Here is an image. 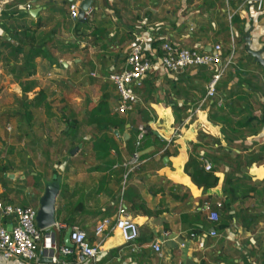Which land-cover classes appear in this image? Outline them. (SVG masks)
Returning <instances> with one entry per match:
<instances>
[{"label": "crops", "instance_id": "0c3cea01", "mask_svg": "<svg viewBox=\"0 0 264 264\" xmlns=\"http://www.w3.org/2000/svg\"><path fill=\"white\" fill-rule=\"evenodd\" d=\"M72 1L0 0V162L9 167L0 173V201L39 209L46 186L58 176L57 224L46 233L61 247L69 228L79 227L101 249L95 261L84 263L57 252L60 264H264V68L245 41L250 34L251 49L264 47V0H92L94 12L84 22L71 18ZM141 37L155 56L167 41L206 51L221 44L232 65L217 97L202 104L214 70L175 75L158 69L138 87L135 110L115 114L119 96L108 76L124 69ZM42 91L47 98L30 108L29 126L15 112ZM59 95L65 100L59 101L65 104L61 113L51 103ZM103 102L111 116L128 119L123 127L99 131L92 124ZM5 112L12 117L4 118ZM45 122L66 125L61 139L57 132L35 135ZM142 124L152 132L139 148L147 156L125 181L123 165L133 155L128 141L137 150ZM107 140L116 147L96 150ZM21 155L27 162L15 161ZM34 156L54 163L29 170ZM191 158L196 163L187 167ZM205 160L219 178L207 191L194 181ZM38 175L43 178L35 184L31 177ZM228 175L240 188L235 197L225 191ZM208 201L218 222L202 210ZM121 202L140 228L134 245L118 233L107 232L103 242L95 234ZM0 221L9 230L16 225L1 214ZM156 241L162 256L152 249ZM0 264L29 263L0 255ZM42 264L53 263L45 258Z\"/></svg>", "mask_w": 264, "mask_h": 264}, {"label": "built area", "instance_id": "2783aa9c", "mask_svg": "<svg viewBox=\"0 0 264 264\" xmlns=\"http://www.w3.org/2000/svg\"><path fill=\"white\" fill-rule=\"evenodd\" d=\"M82 1L73 0L69 6L71 18L74 20L79 19ZM27 8L30 9L31 5H27ZM93 12V8L90 7L85 13V20L90 18ZM222 51L221 44L215 45L211 51H206L181 47L167 41L161 44L160 53L155 56L148 47L147 40L143 37L138 38L126 57L124 69L108 76V81L115 86L119 96L114 113L119 115L132 113L141 102L135 88L141 87L145 79L158 69L175 75L188 69L214 70L206 87V95L202 104L215 99L218 95V86L232 65V57L224 59ZM217 104L222 106L223 100H219ZM147 134V126L140 125L136 141L137 150L131 159L123 165L126 169L125 181L142 164L139 148ZM204 162L205 170L212 171L213 165L207 160ZM221 205V203H217V209ZM202 210L209 214L208 218L211 222L219 221L220 214L218 210H214L211 202H205ZM0 214L3 217H13L16 221V225L11 230L0 221V255L5 259L18 258L29 264H42L43 260L47 258L53 264H60L61 262L56 256V253L59 252L64 256L75 255L77 262L84 263L88 260L95 261L101 252L100 245L93 246L86 232L79 227H74L71 234L73 249L67 246L58 247L53 235L47 234L46 230L38 227V209L34 207L11 205L0 201ZM107 232L118 233L123 242L128 245H134L140 237V228L129 216L127 206L123 202L120 203L114 218L103 220L95 229L96 236L100 237L102 242ZM210 234L215 236L216 232L213 230ZM152 249L162 256L160 242L156 241L152 245Z\"/></svg>", "mask_w": 264, "mask_h": 264}, {"label": "trees", "instance_id": "16d2710c", "mask_svg": "<svg viewBox=\"0 0 264 264\" xmlns=\"http://www.w3.org/2000/svg\"><path fill=\"white\" fill-rule=\"evenodd\" d=\"M46 98H47V96H46L45 92L42 91L34 99V101L22 104V108H21V110H23V111H21L22 117L23 118L25 117V119L27 120V122L29 124L32 122V119H33V113L30 110V108L31 107H37V106L41 105L46 100ZM91 119H92L91 120L92 124H95L96 128L99 131H104V130H107L111 127H114V128H118L121 126L123 127L126 124V122L128 121V119H122V118L111 116L105 102L100 104L98 106V108L93 111ZM149 119H150V117H149ZM248 122L251 123L252 121H248ZM29 126H31V124ZM239 126L243 128V127L249 126V124L248 123H241ZM150 134H152V132L148 129V135H150ZM131 144H132V141H128L129 149L133 154L136 151V148L130 147ZM115 147H116L115 145H113V144L111 145V142H109V140H107L106 142L98 143L95 146L96 150H101V151L106 152V153L110 152V150L112 148H115ZM146 156L147 155L141 156V159H143ZM253 160H255V159L249 160V163L251 164V163L255 162ZM194 163H196L195 159L191 158L190 163H188L187 167L191 166ZM196 168H197V174L194 175V181L196 182V184L198 186L202 185L206 191L213 189L217 186V184L219 183V178L217 177V175L215 173L216 168L214 166H213V170L210 172H207L205 170V168H200V164H198V166ZM8 170H9L8 165H4L3 163L0 162V173H6ZM37 177H40V175H38ZM232 177H233V175H228V178L226 180V184L228 185V188L225 191L230 197L231 196L235 197V195L240 190V188L238 186L233 185Z\"/></svg>", "mask_w": 264, "mask_h": 264}, {"label": "water", "instance_id": "95a60500", "mask_svg": "<svg viewBox=\"0 0 264 264\" xmlns=\"http://www.w3.org/2000/svg\"><path fill=\"white\" fill-rule=\"evenodd\" d=\"M92 6V0H83L79 11L80 21H85V13ZM247 43L248 54L264 68V47L260 50L251 49V37L250 34L245 38ZM78 149L72 152H77ZM60 192V182L58 176L55 175L53 182L48 184L45 188L43 196L40 198L37 224L42 230H48L57 224L56 220V201ZM214 230V229H213ZM73 228L70 227L65 235V245L69 248H74V244L71 241V234Z\"/></svg>", "mask_w": 264, "mask_h": 264}, {"label": "rangeland", "instance_id": "374dc122", "mask_svg": "<svg viewBox=\"0 0 264 264\" xmlns=\"http://www.w3.org/2000/svg\"><path fill=\"white\" fill-rule=\"evenodd\" d=\"M111 84V83H110ZM111 86L113 87V88H115V86L113 85V84H111ZM116 89V88H115ZM137 89H138V87H136L135 88V90H136V92H137ZM4 99V98H3ZM17 101V100H16ZM20 101V103H21V100H19ZM59 101H62L63 103H64V99H62V96H57V97H55V99H53L52 100V104L54 105L53 106V108H56V112H58V113H61L62 111H61V108L62 107H64V105L65 104H63V103H60ZM18 102V101H17ZM19 103V104H20ZM21 109L18 111V112H15V115H16V117H22V114H21ZM67 111V110H66ZM68 112V111H67ZM6 113V117L4 116V118H11L12 116H11V113L12 112H5ZM69 113V112H68ZM56 124V123H55ZM54 124V122H52V123H49V122H45V125H44V127H43V131H40L37 127H36V132L37 133H35V131H34V133H35V135H37L38 136V133H45V134H47V135H49L50 137H52V136H54V133L55 132H57V135H59V134H61V136H60V139H61V137L63 136L62 134L64 133V130L63 129H65V127H66V125H64V126H59V125H55ZM59 129H61V130H59ZM57 130H59V131H57ZM62 131V132H61ZM61 132V133H60ZM88 134V133H87ZM64 143V142H63ZM33 144V143H32ZM38 144V143H37ZM37 144H35V145H33V149H38L37 148ZM52 149V148H54V145L53 146H49V145H46V149ZM60 148V147H59ZM62 148L63 149H66V143H64V145L62 146ZM15 161L16 162H19L20 164H22L23 162H27L26 161V158L25 157H23L22 155H21V157H19V158H17V159H15ZM54 161V158L52 159H50L49 158V156H47V158L46 157H41V158H38V156H34L33 158H32V160L29 162V167H28V169L29 170H31V169H34V168H43L44 166L46 167H49V165L51 166V164L53 165V162ZM49 164V165H48ZM51 173H49L48 172V175H50ZM32 178V180H34L35 181V184H37L40 180H41V178H43L42 176H40V177H31ZM33 205H37V203H35V204H33Z\"/></svg>", "mask_w": 264, "mask_h": 264}]
</instances>
